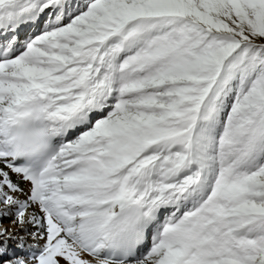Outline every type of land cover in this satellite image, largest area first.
<instances>
[{
    "label": "snow or ice",
    "instance_id": "6c2138e0",
    "mask_svg": "<svg viewBox=\"0 0 264 264\" xmlns=\"http://www.w3.org/2000/svg\"><path fill=\"white\" fill-rule=\"evenodd\" d=\"M0 264H264V0H0Z\"/></svg>",
    "mask_w": 264,
    "mask_h": 264
},
{
    "label": "bare ground",
    "instance_id": "6f19581e",
    "mask_svg": "<svg viewBox=\"0 0 264 264\" xmlns=\"http://www.w3.org/2000/svg\"><path fill=\"white\" fill-rule=\"evenodd\" d=\"M35 31H37V29H35V28H25L22 30V33L31 34L32 32H35ZM30 243H31V241H30ZM13 250H15V249H13ZM22 254H24V253H22Z\"/></svg>",
    "mask_w": 264,
    "mask_h": 264
},
{
    "label": "rangeland",
    "instance_id": "374dc122",
    "mask_svg": "<svg viewBox=\"0 0 264 264\" xmlns=\"http://www.w3.org/2000/svg\"><path fill=\"white\" fill-rule=\"evenodd\" d=\"M4 223H5V224H8V223H10V222H9V221H4Z\"/></svg>",
    "mask_w": 264,
    "mask_h": 264
}]
</instances>
